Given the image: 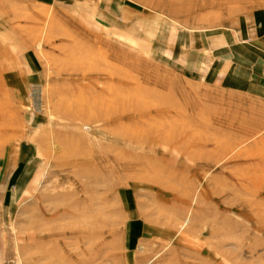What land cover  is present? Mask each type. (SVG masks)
I'll list each match as a JSON object with an SVG mask.
<instances>
[{"label":"rangeland","instance_id":"obj_1","mask_svg":"<svg viewBox=\"0 0 264 264\" xmlns=\"http://www.w3.org/2000/svg\"><path fill=\"white\" fill-rule=\"evenodd\" d=\"M262 55L264 0H0V264H264Z\"/></svg>","mask_w":264,"mask_h":264},{"label":"crops","instance_id":"obj_2","mask_svg":"<svg viewBox=\"0 0 264 264\" xmlns=\"http://www.w3.org/2000/svg\"><path fill=\"white\" fill-rule=\"evenodd\" d=\"M264 56V55H262ZM255 62H259V69L256 70V72L259 73L258 76L256 75H252V73H247L245 75H247V77L251 80L252 83H254L255 85L257 84V82H260V86H259V95L257 93H255V85H250L251 89L250 90H245L247 92H249V94H245L247 96H260V97H264V60L262 58H255ZM255 66V65H254ZM255 68V67H254ZM257 86V85H256ZM245 89L247 87H244ZM255 96V97H256Z\"/></svg>","mask_w":264,"mask_h":264}]
</instances>
